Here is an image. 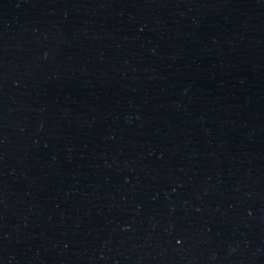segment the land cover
<instances>
[{"label":"water","instance_id":"obj_1","mask_svg":"<svg viewBox=\"0 0 264 264\" xmlns=\"http://www.w3.org/2000/svg\"><path fill=\"white\" fill-rule=\"evenodd\" d=\"M0 264H252L134 0H0Z\"/></svg>","mask_w":264,"mask_h":264}]
</instances>
